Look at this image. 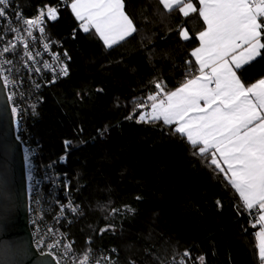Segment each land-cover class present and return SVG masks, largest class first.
<instances>
[{
  "label": "trees",
  "instance_id": "obj_1",
  "mask_svg": "<svg viewBox=\"0 0 264 264\" xmlns=\"http://www.w3.org/2000/svg\"><path fill=\"white\" fill-rule=\"evenodd\" d=\"M17 1L28 17L58 2ZM124 3L137 31L112 48L94 30H77L70 4L47 30L70 56L69 76L42 92L29 131L42 145L39 161L67 154L61 171L81 205L69 236L81 254L114 249L118 264H201V256L203 264H260V226L240 213L238 193L210 155L194 154L198 146L162 121L137 122V105L159 91L157 82L169 92L198 74L191 52L202 19L159 0ZM238 74L246 86L264 78V52Z\"/></svg>",
  "mask_w": 264,
  "mask_h": 264
},
{
  "label": "snow or ice",
  "instance_id": "obj_2",
  "mask_svg": "<svg viewBox=\"0 0 264 264\" xmlns=\"http://www.w3.org/2000/svg\"><path fill=\"white\" fill-rule=\"evenodd\" d=\"M9 3L10 0H0V17L6 16ZM159 3L169 12L178 9L184 17L198 13L206 26L198 33L199 46L191 52L199 74L169 92L164 91L162 82H157L155 87L159 91L148 97L152 101L151 111L142 112L137 122L162 121L167 126L175 125V133L186 137L193 148L199 146L194 154L210 155V164L224 173L243 207L250 213L256 209L252 226H260L254 235L258 259L264 264V78L246 86L237 75V70L264 52V0H198V7L193 0H159ZM45 8L35 18L23 19L28 36L36 29L41 34L45 32V16L52 21L58 18L57 7L46 5ZM70 8L76 19L82 21L81 29L85 33L94 29L108 48L137 31L125 11L124 0H71ZM12 31L18 39H23L19 29ZM179 34L189 39L186 29ZM44 48L49 49V44L45 43ZM9 51V47L3 48L0 56ZM25 55L32 59L30 52L25 51ZM53 59L59 60V55L54 54ZM44 67L50 65L45 63ZM60 71L66 76L67 66ZM3 81L5 86L11 83L8 76H3ZM8 98L11 100L12 96ZM11 112L13 116L18 114L15 107ZM68 207L72 212L77 211L71 203ZM65 248L70 249L71 245ZM53 259L59 264L54 256ZM198 259L203 264L204 257ZM89 261L90 256L85 254L80 264ZM179 264L185 261L181 259Z\"/></svg>",
  "mask_w": 264,
  "mask_h": 264
},
{
  "label": "built area",
  "instance_id": "obj_3",
  "mask_svg": "<svg viewBox=\"0 0 264 264\" xmlns=\"http://www.w3.org/2000/svg\"><path fill=\"white\" fill-rule=\"evenodd\" d=\"M70 3L71 0H58L56 4L52 5L58 8V18L52 21L45 16L43 25L45 32L43 34L36 29L33 30L32 36H28L23 19L35 18L40 9L46 11V8H39L35 16L28 17L17 0H10L9 6L6 8V16L0 17V52L5 47L10 48L9 52L0 56V74L2 80L3 76L9 77L11 83L5 86L8 97L12 96L9 102L11 109L15 107L18 110V114L13 116V120L16 137L23 145L29 226L36 250L41 254L51 252V256L59 260V264H80L85 255L77 251L75 241L67 232V227L80 218L81 205L73 196L68 175L61 171V167H66L68 164L67 154L57 160L39 161L42 145L32 141L29 125L38 117L42 92L69 76L70 56L64 49L63 42L52 41L47 30L51 23L59 19L60 8ZM81 23H78L77 30H82ZM14 28L20 30L19 36L23 39L17 38V33L12 31ZM25 43L27 49H25ZM45 43L49 44L47 50L44 48ZM12 45L15 47L12 48ZM25 51L31 53L32 59L25 55ZM65 52L67 56L64 55ZM54 54L59 55V60L53 59ZM4 61H11V63H4ZM45 63L50 67L45 68ZM65 65L68 71L66 76L60 71ZM151 103V100L141 103L145 107L138 108V112H150ZM69 203L77 209L76 212L71 211L68 207ZM62 206L63 211H61ZM240 213L246 216L250 223L255 222L256 209L251 210L250 213L242 204ZM57 242L59 243L57 244ZM53 244H57V247L51 248L50 245ZM66 245H71V248L66 249ZM115 252L114 249L103 254L89 252L87 253L90 256L89 264H97V262L99 264H118L113 256Z\"/></svg>",
  "mask_w": 264,
  "mask_h": 264
},
{
  "label": "water",
  "instance_id": "obj_4",
  "mask_svg": "<svg viewBox=\"0 0 264 264\" xmlns=\"http://www.w3.org/2000/svg\"><path fill=\"white\" fill-rule=\"evenodd\" d=\"M0 264H56L39 253L29 226L23 145L0 74Z\"/></svg>",
  "mask_w": 264,
  "mask_h": 264
},
{
  "label": "crops",
  "instance_id": "obj_5",
  "mask_svg": "<svg viewBox=\"0 0 264 264\" xmlns=\"http://www.w3.org/2000/svg\"><path fill=\"white\" fill-rule=\"evenodd\" d=\"M193 2L196 4V6L198 7L199 5H198V0H193ZM69 8H70V5H69ZM70 11H71V8H70ZM71 13L73 14V12L71 11ZM191 15V14H190ZM73 17L75 18V20L78 22V23H81L82 21H79V20H77L76 19V17H75V15L73 14ZM206 27V26H205ZM92 30H94V29H92ZM94 32H95V30H94ZM189 33V32H188ZM130 37V36H129ZM197 37H198V35H197ZM128 38V37H127ZM189 38H190V34H189ZM198 39V38H197ZM183 40H185V39H183ZM102 41V40H101ZM198 42H199V40H198ZM102 43H103V41H102ZM104 44V43H103ZM117 45V44H116ZM115 46V45H114ZM198 46H199V44H198ZM197 46V47H198ZM106 47V46H105ZM108 48V47H107ZM260 57V56H259ZM259 57H257L254 61H256ZM193 59H194V61H195V57H193ZM254 61H252V62H254ZM251 62V63H252ZM251 63H249V64H251ZM249 64H246V65H244L242 68H244L245 66H247V65H249ZM197 67H198V65H197ZM241 68V69H242ZM240 70V69H239ZM239 70H237V75L239 76V74H238V71ZM199 74V73H198ZM197 74V75H198ZM174 91V90H173ZM174 128H175V125H172ZM199 147V146H198Z\"/></svg>",
  "mask_w": 264,
  "mask_h": 264
}]
</instances>
